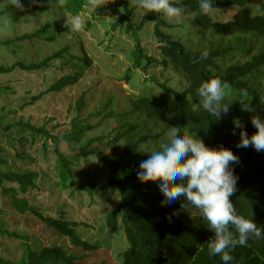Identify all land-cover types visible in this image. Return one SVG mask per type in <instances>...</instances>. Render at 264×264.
<instances>
[{"label": "trees", "instance_id": "1", "mask_svg": "<svg viewBox=\"0 0 264 264\" xmlns=\"http://www.w3.org/2000/svg\"><path fill=\"white\" fill-rule=\"evenodd\" d=\"M2 1L0 30L6 32L5 25H12L10 28L14 30L15 20L24 16L23 12L31 11L20 23L26 32H33L18 36L21 40L28 37L30 41L34 39L33 35L40 36L51 25L44 15L52 1L70 16L78 14L84 3L88 4V0L30 3L21 0L23 7L18 8L13 0ZM103 2L105 4L97 12L115 10L118 16L109 24L111 30L125 33L134 42L127 55L131 63L123 73L125 80L130 81L134 69L146 71L155 61L141 45L140 33L147 21L154 22L153 36L167 61L162 72L165 80L159 84L150 78L148 82L157 89L145 86L144 82V88L135 95L125 93L116 80L106 77L102 83L98 82L83 92L75 105V116L66 126L52 125L55 121L51 119L35 124L31 118L27 121L19 119L17 126L30 135L33 145L43 149V156H47L48 148L53 150L56 172H50V175L57 179L54 187L72 203L81 207L84 202L79 197L88 196L87 206L105 207L111 196L119 199L104 217L107 230L111 233L121 231L129 246L123 254V264H224L219 254L209 255L207 241L214 233L205 229L207 221L199 209L186 204L183 198L169 204L156 181L138 179L139 163L147 158V154H141L136 147L144 140L159 141L168 127L180 125L210 147L222 145L229 148L238 157L235 175L240 178L238 192L233 198L234 207L238 214L251 217L264 228V152H257L252 146L237 147L240 129L233 124L234 118H238L243 129L251 135L256 131L249 122L251 117L264 118L260 104L264 99V0H212V7L206 13L200 11L199 0H170L182 8L183 22L180 18L172 20L162 12L143 10L139 2L131 6L128 0ZM190 15L191 22L196 23L194 26H190ZM193 27L196 35L189 42ZM12 38L0 40V48L7 49V55L0 54V75L5 76L16 68L35 73L51 66V56L38 63H25L21 58L11 64L6 62L17 55L16 49H10L14 43ZM257 45L261 47L256 49ZM64 50L70 52V47L65 45ZM75 60L74 68L68 65L73 59L58 60L59 66L63 63L64 72L70 70V73L65 72L57 78L50 90L60 91L79 82L83 76V64L88 68L91 60L84 51L80 59ZM170 71L179 75L178 82L172 80ZM213 76L229 85L224 101L229 103L228 112L222 113L219 120L211 118L201 107L197 94L201 81ZM109 89L113 90L112 94L102 102ZM243 102L249 103L254 111L243 110ZM97 119L99 121L93 123ZM7 128L12 129L13 124H8ZM56 128L60 129L55 131ZM61 129L65 131L61 132ZM12 148L17 157L22 158L16 146L12 145ZM4 153L5 149L0 148L1 194L8 196L19 212L32 210L27 196L39 187L36 182L39 174L32 170L7 168ZM29 159L34 161L32 157ZM88 159L96 160L95 166L104 169L103 172H89L87 167L83 168ZM98 177L102 182H97ZM62 212L61 216H55V213L38 216L49 230L68 238L69 244L81 250L80 253L99 250L96 244L83 240L79 232L87 225L85 219L80 223L69 217L67 211ZM229 229L238 235L233 226L230 225ZM0 234L18 240L21 249V256L15 261L0 254V264H111L105 257L83 262L76 252L60 244L35 247L28 236L4 229L1 221ZM230 254L234 259L229 264H264V239L250 236L245 245L237 244Z\"/></svg>", "mask_w": 264, "mask_h": 264}, {"label": "rangeland", "instance_id": "2", "mask_svg": "<svg viewBox=\"0 0 264 264\" xmlns=\"http://www.w3.org/2000/svg\"><path fill=\"white\" fill-rule=\"evenodd\" d=\"M33 1L39 0H27L29 3ZM128 1L130 6L139 2V0ZM87 5L84 3L82 10L78 12L83 21V26L79 31L72 30V16L61 11L57 2L53 1L48 13L44 15L46 21H49L51 25L40 36L35 37L33 35V40L30 41L28 37L21 40L18 37L26 32L20 20L24 16L30 15L31 11L23 12L24 16L15 20L13 23L15 24L14 30L10 28L12 25H9V27L5 25L6 32L0 30V40L13 36L14 43L11 44L10 49H16L17 52L15 57H12L9 61L5 60L6 62L11 64L14 60L21 58L25 63H38L49 56L53 57L51 66L47 69L35 73L30 71L25 73L16 68L14 72L5 76L0 75V148L5 149L3 155L5 164L11 170L20 169L25 172L32 170L39 174L36 179L39 187L33 189V192L28 193L27 196V202L31 205L33 211L19 212L11 204L9 197L1 194L0 189V221L8 232L28 236L35 247L60 244L64 248L81 255V250H77L75 246L70 245L67 238L58 236L53 230H49L38 216L42 213L45 215L55 213V216H61L62 211H67L68 216L77 222L83 223L85 219L87 225L79 229L83 240L89 243H99L104 248L110 249L116 258L117 253L124 248V240L121 231H117V233L107 231L104 216L107 210H112L118 204L119 199L111 196L105 207L87 206L88 196L79 197V200L84 202L81 207L75 202L72 203L65 195L59 193L56 186L54 187L57 179H52L50 175V172H56L53 169L56 162L53 150L48 148L47 156H43L45 154L43 149L33 145L30 135L17 126L19 119L27 121L29 118L35 124H42L44 121L51 119L55 121L52 125L57 123L60 126H66L75 116V105L83 92L92 89L98 82L102 83L106 77L116 80L117 85L126 93L134 94H138L143 89L142 83L145 82V86H150L151 84L148 82L150 78L156 79L159 83L164 81L162 72L164 67L167 66V61L162 57L159 43L153 36L154 22L147 21L140 35L141 45L149 55L155 58V61L153 65L147 67L146 71H142L141 68L134 69L129 81L131 83H129L123 77V73L126 72L131 63L127 55L134 42L125 36V33L111 30L109 24L118 16L115 10L110 8L108 11L99 14L97 8L95 12L89 13ZM3 8L4 1L0 0V9ZM167 17L172 20L180 18V22L185 20L182 14L179 17ZM188 19L191 22L192 15ZM195 24L191 22L190 25ZM30 32L26 33L29 34ZM116 35L117 38L114 37ZM195 35L196 29L194 28L189 34V42L191 37H195ZM16 37L18 39H15ZM198 39L201 41L200 36H198ZM65 45L72 48L71 52L64 50ZM260 47L261 45H257L255 48L259 49ZM6 51V48H0V54L3 52L7 55ZM82 51L85 52L88 60H91V65L87 68L83 64V76L79 82L73 86L64 87L60 91L50 90L49 87L57 78H60L65 72L70 73V70L64 72L63 63H60L59 66V61L63 62L66 58L73 59V62L68 61V65L74 68L77 64L75 59H80ZM57 52L59 54H56ZM170 74L172 80L178 82L179 75L174 74L172 71H170ZM117 77H120V79H115ZM6 87L9 89H6ZM153 88L157 89L156 87ZM112 91L109 89L104 94L102 102H106ZM38 97L40 98L37 99ZM100 109L105 110L102 105H100ZM98 121L97 119L93 123ZM8 124H13V128H7ZM107 127H110V124H107ZM58 129L60 128H56L55 131ZM64 131L65 129H61V132ZM22 135L27 138L24 137L25 139H23ZM20 139L22 145L19 144ZM12 145L16 146V151L21 153L22 158L17 157L15 151L12 150ZM30 156L34 159L33 162L30 161ZM95 165L96 160L88 159L83 168L87 167L89 172L102 173L104 169ZM97 179L98 183L102 182L101 177ZM19 244L18 240L0 234V254L4 255L6 259L11 258L15 261L21 256ZM83 253L82 260H87L89 257L86 255L87 251L85 250ZM99 256H103L101 251Z\"/></svg>", "mask_w": 264, "mask_h": 264}, {"label": "clouds", "instance_id": "3", "mask_svg": "<svg viewBox=\"0 0 264 264\" xmlns=\"http://www.w3.org/2000/svg\"><path fill=\"white\" fill-rule=\"evenodd\" d=\"M13 3L18 8L23 7L21 0H13ZM104 4L103 0H88L87 11L93 13ZM139 7L146 11L162 12L172 17H179L182 14V8L171 3L170 0H139ZM210 7H212V0H199L202 13H206ZM82 26L81 16L73 15L72 30L79 31ZM71 50L70 47V52ZM204 55L206 56L207 53ZM149 83L153 86L152 82ZM228 88V83L216 76L201 81L197 87L200 105L211 118L219 120L222 113L228 112L229 103H224ZM260 104H262L261 111L264 113V99ZM242 109L254 111L247 102H243ZM249 122L256 128L251 135L243 129L242 122L238 118L233 120L235 128L240 129L237 147L252 146L257 152H264V118L253 115ZM136 150L141 154H147V158L139 163L138 179L142 182L156 181L167 203L171 204L183 198L186 204L190 203L200 210L203 219L207 221L204 225L205 229H211L214 233L207 241L209 255L219 254L224 264H229L234 259L230 254L231 250L237 244L245 245L250 236L264 239V228L258 226L251 217H245L236 211L233 198L239 189L240 178L235 175V162H238V157L229 148L222 145L210 147L187 128L172 125L167 128L164 137L159 141L144 140L136 147ZM189 217L193 218L192 215ZM230 225L234 227L238 235L229 229ZM91 244L99 246V250L87 251L86 255L89 256L87 260H82L84 253L80 255L76 252L83 262L105 257L111 264H123V254L129 247L124 241V248L115 258L110 249L104 248L99 243ZM100 251L103 254L102 257L99 256Z\"/></svg>", "mask_w": 264, "mask_h": 264}]
</instances>
